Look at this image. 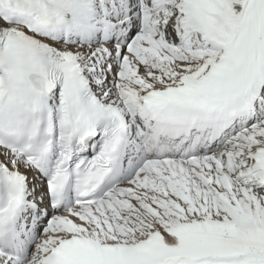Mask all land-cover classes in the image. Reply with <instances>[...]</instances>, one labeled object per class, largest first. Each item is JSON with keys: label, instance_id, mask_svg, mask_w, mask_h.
I'll list each match as a JSON object with an SVG mask.
<instances>
[{"label": "snow or ice", "instance_id": "1", "mask_svg": "<svg viewBox=\"0 0 264 264\" xmlns=\"http://www.w3.org/2000/svg\"><path fill=\"white\" fill-rule=\"evenodd\" d=\"M0 264H264V0H0Z\"/></svg>", "mask_w": 264, "mask_h": 264}]
</instances>
